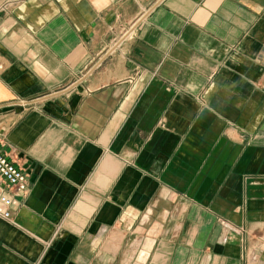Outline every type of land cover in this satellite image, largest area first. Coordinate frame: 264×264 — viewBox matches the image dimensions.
I'll return each instance as SVG.
<instances>
[{
	"label": "crops",
	"instance_id": "1",
	"mask_svg": "<svg viewBox=\"0 0 264 264\" xmlns=\"http://www.w3.org/2000/svg\"><path fill=\"white\" fill-rule=\"evenodd\" d=\"M0 148V264H264V0H0Z\"/></svg>",
	"mask_w": 264,
	"mask_h": 264
},
{
	"label": "built area",
	"instance_id": "2",
	"mask_svg": "<svg viewBox=\"0 0 264 264\" xmlns=\"http://www.w3.org/2000/svg\"><path fill=\"white\" fill-rule=\"evenodd\" d=\"M22 104L27 105L28 102ZM30 191L24 170L0 148V218L11 222L14 218L13 208L18 204L17 198L28 197Z\"/></svg>",
	"mask_w": 264,
	"mask_h": 264
}]
</instances>
